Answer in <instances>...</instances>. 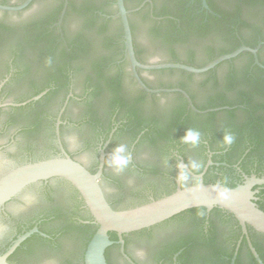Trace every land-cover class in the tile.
Listing matches in <instances>:
<instances>
[{"label": "flooded vegetation", "instance_id": "af4514ba", "mask_svg": "<svg viewBox=\"0 0 264 264\" xmlns=\"http://www.w3.org/2000/svg\"><path fill=\"white\" fill-rule=\"evenodd\" d=\"M24 1L0 0V5L19 6ZM51 1L55 5L50 11L20 24L12 18L27 14L39 0H32L19 11L0 10V153H9L22 136L27 138L29 150L39 141L42 148L52 151L51 155L28 156L14 167L62 157V148L72 160L96 174L103 154L99 184L115 210L133 208L175 190L182 163L193 174L202 176L195 178L183 169L181 187L202 182L235 188L252 177L264 179V0H211V7L206 0L207 7L201 0H143L137 7L148 4L149 15L162 27L166 26L164 20L179 22L187 14L202 18V23L195 25L201 30L187 24L186 31L179 34L155 35V46L161 44L162 37L176 39L168 40L165 46L175 53L177 61L169 62L172 58L152 54L138 58L137 51L147 52L143 43L137 44V51L134 49L139 63L208 64L214 60L208 61L209 51L233 52L241 47L255 51H242L219 63L211 69L214 77L196 83H147L146 74L159 70L137 69L147 88L179 89L199 112L191 109L181 92L149 93L136 83L124 50L123 32L114 43L116 47L109 49L118 58L102 68V83H97V73L81 66V60L71 61L68 72L61 70V46L69 35L71 18L65 21V14L69 4L76 2ZM60 6L58 19L44 24ZM164 9L177 18L154 15ZM112 17L116 18L117 13ZM49 39H53L51 46ZM181 51L185 57L178 56ZM224 66L227 74L219 80L216 72ZM126 67L130 81L126 80ZM88 75L93 83L85 88L83 82ZM79 76L83 79L82 92L78 93L75 84ZM74 109L81 112V118L72 116ZM84 127L90 136L81 149L71 151L66 134L80 132ZM189 130L200 133L195 145L183 142ZM226 133L233 137L230 144L224 143ZM5 136L7 140L1 141ZM121 145L128 161L117 169L110 160L114 149ZM89 147L94 150L91 163L81 156ZM209 161L211 165H207ZM104 184L111 188L115 200L132 197L136 201L117 205L104 190ZM252 191L256 205L264 204V184L254 186ZM25 192L28 199L22 197ZM36 200L39 212L28 219L19 218L9 208L18 205L27 212ZM215 208H191L149 228L123 234L122 246L114 233V243L104 250L106 264H264V235L249 226L243 233L237 219ZM0 219L11 222L13 227L12 235L0 242V255L19 236L37 230L8 256L9 264H39L44 254L62 255V264H74V260L84 264L91 234L86 226L95 223L79 193L67 181L50 178L28 185L0 207ZM72 236L81 243L76 255L68 243Z\"/></svg>", "mask_w": 264, "mask_h": 264}, {"label": "water", "instance_id": "95a60500", "mask_svg": "<svg viewBox=\"0 0 264 264\" xmlns=\"http://www.w3.org/2000/svg\"><path fill=\"white\" fill-rule=\"evenodd\" d=\"M31 1L32 0H25L19 6L0 5V10L19 11L27 7ZM201 1L203 6L207 7L205 0ZM99 4L105 7L106 10H111L107 4L103 3V1H101ZM54 5L55 3L51 0H39V2L34 5L30 12L22 16L13 17L12 20L18 24L33 20L50 11ZM115 5L117 9V16L119 17L122 26L124 50L130 64L131 74L136 83H138L146 92L183 93L179 89L147 88L139 77L137 69L145 72L175 69L187 72L189 74L198 75L213 69L216 65L225 60L235 57L242 51H248L252 54H255L253 49L241 47L229 54L219 56L208 64L198 68L181 63H139L135 58L132 34L128 20V15L137 11L139 8L127 10L124 5V0H115ZM63 13L64 9L62 11V14ZM68 26L70 27L68 33L69 35L75 34L80 28V25L75 23L73 18L69 19ZM118 26L119 25L117 22H113L110 25L108 33L104 35L108 37H118ZM136 36L139 46L143 43L145 44V41L142 39L144 36H146L145 33L137 32ZM103 52L107 55H110L112 59L118 58V54H114V52L111 53L110 50ZM144 54H152L160 58H165L168 55L167 50H164L160 47L149 48L147 52H142V55ZM177 54L180 57L186 56V53L182 51L178 52ZM199 57L200 55L198 54L197 58L199 59ZM125 70L126 80L130 81V72L127 67ZM216 74L219 80H223L227 74V68L225 66L219 68ZM82 79V76H79L76 80L75 90L78 93L82 92ZM205 79L206 77H199L192 81H187L180 75L171 74L168 72H152L146 74L147 83H196L198 81H204ZM183 95L187 98L191 109L195 112H199L192 106L187 95L185 93H183ZM37 98L38 97H35L34 99ZM72 116L76 119H79L81 118L82 114L80 111L74 109ZM89 136L90 132L87 127H84V129L80 132H68L66 134V140L68 142L69 149L71 151L81 149L85 144V140ZM7 138L8 137L5 136L1 138V141H5ZM28 143L29 142L25 136L19 137L18 143L14 148L10 149L9 153H0V207L11 198L19 194L25 187L38 181L47 180L50 178H61L70 183L79 193L85 207L89 212V215L97 225L96 232L93 234L92 238L87 244L83 259L84 264H106L104 250L106 247L114 243L109 239V232L116 233L120 238L123 234L149 228L185 210L197 207H203L207 210H210L214 207L222 209L237 219V221L242 226L243 233H246V226H249L254 231L264 235V211L256 205L252 191L254 186L264 184V179H256L252 177L251 179L246 180L243 185L237 186L235 188H226L219 184H204L202 182L187 187H181L180 177L181 171L183 169L195 178H201L202 176L201 174H193L182 163L179 167L177 175V186L172 193L133 208L115 210L107 202L99 184V177L101 174L104 158L103 154L100 157V168L96 174H91L84 166L72 160L62 148V157L40 160L14 167L15 164L26 160L28 156L39 157L44 154H52L50 149L47 150L42 148L41 142L39 141L35 142V146L32 151L29 150L27 146ZM81 156L87 163H91L94 156L93 148L89 147L88 149H84ZM148 159L149 158L147 157L146 160ZM207 165H211V162L209 161ZM103 187L108 196L114 198L111 188L106 184H104ZM22 197L28 199L27 193L25 192ZM114 201L117 205H121L129 204L136 201V199L132 197H126L118 201L114 198ZM9 208L16 215H18L19 218L28 219L39 212L40 205L37 200L33 203H30V208L27 212H22L18 205H10ZM84 214L85 213L83 212V215ZM35 232H37V230L33 229L19 236L10 248L4 254L0 255V264H9L7 262L8 256L21 242H23ZM12 233L13 227L11 222L0 219V242L7 240L12 235ZM68 243L72 245V250L75 252V255L80 252L81 243L77 237H70L68 239ZM118 243L121 246L123 245L121 238L119 239ZM251 251L253 252L257 261L260 263V260L254 250L251 249ZM61 256L62 255L44 254L39 264H62ZM76 263L77 262L74 260V264Z\"/></svg>", "mask_w": 264, "mask_h": 264}, {"label": "trees", "instance_id": "16d2710c", "mask_svg": "<svg viewBox=\"0 0 264 264\" xmlns=\"http://www.w3.org/2000/svg\"><path fill=\"white\" fill-rule=\"evenodd\" d=\"M62 1V0H61ZM72 1V0H69ZM103 1L104 4H107V6L111 10H106L105 7L100 5L99 3ZM143 0H124V5L127 10H131L134 8H137L140 6L141 2ZM163 1H172V0H163ZM179 1L180 3H183L187 0H175ZM209 6L211 7V0H206ZM76 4L72 5L69 4L67 12L65 14V21H67L68 18H73L75 20V23L80 25L79 30L72 35H68L65 37V45L61 46L62 48V56L64 58L63 65L60 67L61 70L68 72L70 69V63L71 61L75 60H81L82 64L81 66L84 69H87L88 72H93L98 74V81L97 83H102L101 80H104L103 70L102 68L104 66H107L111 63L112 58L105 54L103 51H108L111 48L116 47L115 42L118 41V37L122 35V26L119 20V17L113 18L112 16L117 13L115 0H75ZM197 3H200V0H196ZM148 4L146 6L140 8L138 11L130 13L128 15L129 25L131 29V34L133 35V47L135 51H137L136 47L138 44L137 32L145 33L147 34L146 37L142 38L145 43L147 50L149 48H162L164 50H167L168 55L166 56L169 58H172V60H169V62H175L176 55L171 50L168 49L165 45L169 41H175V38H165L162 37V42L160 45L155 46L156 44V34L164 32L166 34H179L181 32L186 31L185 25L189 24L191 27H194L198 30H201L200 26H195L199 22L202 23V18L199 14H194L191 16L190 14H187L186 16H183V18H179V22L176 20H164L165 27H162L161 25H157V21H155L150 15H149V9ZM147 7V8H146ZM61 11V6L58 8L57 12L51 16L50 20H47L44 24L50 25L52 22L56 21L59 17ZM156 16L158 15H168L173 16L174 18H177V15L173 14L172 11L164 9V11H161L158 14H154ZM64 21V22H65ZM113 22L118 23V37H111V36H105L104 34H107L110 25ZM193 30H196L194 29ZM104 35V36H103ZM55 40V38H54ZM169 40V41H168ZM53 39H49L48 42L52 43ZM123 48V46H122ZM102 50V52H101ZM232 50L222 51L220 53H213L212 51L208 52V61L215 59L219 55L229 53ZM143 51H137L136 55L138 58L141 57ZM146 52V50H145ZM185 65H189L192 67H201L206 64V62L197 64V63H190L185 62L183 63ZM81 68V69H83ZM138 72H141L138 70ZM155 72H168L171 74H177L183 77L187 81H192L199 77H206V79H210L211 76L214 77V70H209L203 74H189L184 71L175 70V69H166V70H159ZM230 77V75H229ZM84 86L87 88L90 83H93L92 78L88 75L84 79ZM183 83V82H181ZM231 187V186H230ZM229 187V188H230ZM174 191V190H173ZM167 192L164 196L172 193ZM158 199V198H156ZM147 203V202H145ZM141 205V204H140ZM261 210L264 211V204H259L258 206ZM196 209L204 210L203 207H197ZM216 209V208H215ZM92 220V219H90ZM89 228V231L91 232L89 239L90 240L97 230V225L91 224L90 226H86ZM81 231V230H80ZM110 236V240H114L115 235L114 233H108Z\"/></svg>", "mask_w": 264, "mask_h": 264}, {"label": "clouds", "instance_id": "9594fccd", "mask_svg": "<svg viewBox=\"0 0 264 264\" xmlns=\"http://www.w3.org/2000/svg\"><path fill=\"white\" fill-rule=\"evenodd\" d=\"M200 133L197 131L189 130L186 132L185 136L183 137V142L187 144L195 145L199 142ZM233 137L230 133H226L224 136V143L230 144L232 143ZM128 156L125 154V148L123 145L118 146L114 149L113 155L110 160L111 166H115L117 169L123 168L127 165ZM179 167V165H178ZM195 167V165H193ZM181 180L185 179L184 174H181Z\"/></svg>", "mask_w": 264, "mask_h": 264}]
</instances>
